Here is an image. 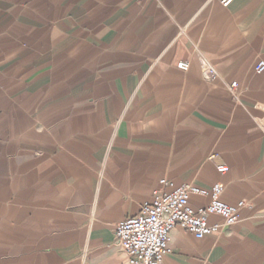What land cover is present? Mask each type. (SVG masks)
I'll use <instances>...</instances> for the list:
<instances>
[{
    "label": "crops",
    "instance_id": "1",
    "mask_svg": "<svg viewBox=\"0 0 264 264\" xmlns=\"http://www.w3.org/2000/svg\"><path fill=\"white\" fill-rule=\"evenodd\" d=\"M261 61L264 0H0V264H128L116 226L163 180L247 204L165 264H264Z\"/></svg>",
    "mask_w": 264,
    "mask_h": 264
},
{
    "label": "built area",
    "instance_id": "2",
    "mask_svg": "<svg viewBox=\"0 0 264 264\" xmlns=\"http://www.w3.org/2000/svg\"><path fill=\"white\" fill-rule=\"evenodd\" d=\"M234 0H222V5L228 8ZM177 68L187 72L188 62H181ZM258 74L264 73V61L256 67ZM205 80H217L219 74L216 68L207 60L202 65ZM237 83L230 86L234 91ZM221 175L226 174L227 166H218ZM161 184L168 190L155 191L151 202L145 203L139 215L135 218L120 222L116 226V239L127 256L128 264H165L166 258L172 253L170 248L171 235L175 228L194 235L201 240L205 237L220 234L223 227L238 223L240 212L247 207L245 202L228 205L221 200L224 193L222 184H215L211 190H202L191 185L176 186L163 180ZM211 196L212 201L203 208H194L191 196ZM218 217L223 225L211 224L210 219Z\"/></svg>",
    "mask_w": 264,
    "mask_h": 264
}]
</instances>
